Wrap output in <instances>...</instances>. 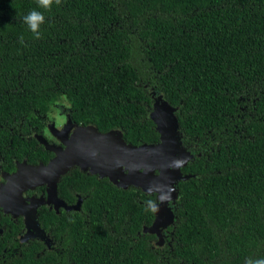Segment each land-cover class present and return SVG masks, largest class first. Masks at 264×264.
<instances>
[{"label":"trees","instance_id":"trees-1","mask_svg":"<svg viewBox=\"0 0 264 264\" xmlns=\"http://www.w3.org/2000/svg\"><path fill=\"white\" fill-rule=\"evenodd\" d=\"M32 9L46 18L39 39L22 19ZM152 92L176 110L193 153L180 169L189 178L177 183L167 240L144 231L157 194L73 169L57 197L86 196L81 212L40 210L55 248L15 245L12 226L0 238V264L264 258V0H61L50 10L0 0L1 169L49 163L53 152L27 138L56 106L100 134L120 130L128 145L159 143Z\"/></svg>","mask_w":264,"mask_h":264},{"label":"water","instance_id":"water-1","mask_svg":"<svg viewBox=\"0 0 264 264\" xmlns=\"http://www.w3.org/2000/svg\"><path fill=\"white\" fill-rule=\"evenodd\" d=\"M150 95L154 100V103L153 109L149 113V118L155 123L156 130L160 135L159 143L151 145L131 146L125 143L122 137V132L120 130H113L105 134H100L94 126H87L93 128V131L96 132L98 143L100 144V146H103L105 148L110 147L108 145L112 142L109 143L108 141L115 135L119 134V146L116 145L114 150L108 148L103 152L102 157H91L92 153L84 154L80 152V154H78L76 150H74V155H72V149H75L74 142L66 145V147L61 150L60 148L58 149V147L53 148L43 140H39V142L44 144L46 149L54 153V158L49 161L47 165H39L37 167L31 166L38 169L37 175L36 171L29 172V169L24 167L26 164H22V166L19 167L18 171L10 176L9 183L7 184V189H13L17 193H19L17 187H27V189H33L36 186L47 185V191H49L50 185L53 188L54 193H56L57 197V184L60 177L66 174L73 166H79L81 170L89 171L90 174H97L99 177H107L110 182L120 188L125 189L128 186L133 185L140 188L145 193L157 194L158 202L153 206L156 216L155 220L152 226L145 229L144 231L156 234L160 239L161 231L154 230L158 220L161 217L158 209L161 206L163 200L166 201V198L168 196V203L170 202L175 205V200L177 198V183L189 178L188 176H183L180 172V169L193 159L191 154L188 155L184 153L180 158V161L178 159L179 162L163 161L160 162L162 163L160 166L157 165L158 167L149 165V168L145 169L142 164H135V159L138 158V153H143L144 151H148V149H155L156 146L163 143L165 138H168L169 133L175 136V139L180 146L183 145L181 134L178 130L176 110L169 106L161 95H159L158 97H155L153 93H150ZM167 119H170V123L165 124V121ZM176 129L178 130V132ZM96 154L98 155V152ZM72 159H76L77 161L86 160L85 164L88 167H83L82 164L80 165L78 163H73ZM109 159L112 160L113 163L115 161H122V163L125 164L119 166L110 162ZM62 164H67L65 171L59 170V167ZM53 170L59 171L52 185H48L49 182L47 179L48 176L51 175V172ZM154 171H157V174L154 173ZM19 194L21 195V193ZM171 211V220L167 225L176 221L175 210L172 209ZM45 234L46 236L48 235V233ZM40 238H44L41 240L45 241L49 245V239L47 237L42 235Z\"/></svg>","mask_w":264,"mask_h":264},{"label":"flooded vegetation","instance_id":"flooded-vegetation-1","mask_svg":"<svg viewBox=\"0 0 264 264\" xmlns=\"http://www.w3.org/2000/svg\"><path fill=\"white\" fill-rule=\"evenodd\" d=\"M58 107H61L66 112L64 114L58 113L56 115ZM56 118L63 119V122L60 123L58 126L56 125V123H54ZM67 121L69 123H71L72 127L70 129L64 130L65 129L64 125H65V122H67ZM76 127L77 128H85V127H83V125H78V124L74 123L72 121V119L70 118L68 111L64 107L56 106L53 114L50 116V120H48L45 123V126L42 128V131H40L39 133H37L36 131L33 132L34 130H38V129H37V127L32 128L31 131L33 132V134L31 135V137H29L27 139H32V138L35 139L36 142L40 146H44V144L39 142V140H43L48 145L61 146L62 143L60 141V138L55 135V134H57L55 129L58 128V131L61 132L60 135L62 138L63 137L70 138L73 135L74 129ZM53 156H54V153H52V157ZM51 158H48L47 162L50 161ZM24 162L28 166L35 165L32 163H29L27 161V159H23L21 161H15L13 170H9V171H5V170L1 169V165H0V186L7 185L9 182L10 176L15 174L18 171L19 167L22 166V164H24ZM40 163L41 162L39 160H37V164H40ZM73 169H77L78 171H81L79 166H73L72 169H70V170H73ZM81 172L83 173V171H81ZM85 173L90 174L89 171H85ZM95 178L99 180V179H103L105 177H99L96 174ZM4 189L5 188L0 190V194L2 195V200H3V201L0 200V238L5 234L6 230H8V229L12 228V226H14L16 228H12L11 231L12 232L17 231V233L15 234V238L13 240L16 243L15 245H17V246H19V244H28V243L33 242V241H40L44 245H46L47 247L54 249L55 248L54 239L51 237L50 232L45 230L42 227L43 222L40 219V210L42 211L43 209H47L48 211H54L56 214H59L60 211L81 212L84 200L86 198V196H82L78 193H75L73 201H69V200H67V198L64 199V198L57 197V200L60 201L63 204V206L55 207L53 204H51L48 201L47 185L36 186L33 189H28V190L24 191L23 193L21 192V196L24 199H26V200L32 199V200H35L37 202V204L35 206V209H36L35 210L36 225H38V228L41 231H43L44 233H48V235H49L48 237L50 238V241L48 240V242H49V245H48L45 241L38 239L37 237H29L28 236L30 234V232H33V235L37 234V231H36L37 227L34 224L31 225V223L34 222V217L32 216V212L30 214H28L26 212L19 213L18 210L22 211L21 210L22 208H20V207L14 208L12 206H9V199L6 198L5 193H4ZM12 202H14V201H12ZM13 204L16 205L17 204L16 201ZM175 208H176V205H175ZM27 225L32 226L33 229H29ZM170 225H171V223L169 225H167L164 228V230H162L161 238L160 239L158 238L160 240V243H162L163 241L165 242V240H167V236H168L167 227H169ZM28 230H29V232L27 233ZM5 251H6V249L3 250V252H5ZM13 251H16V248H14Z\"/></svg>","mask_w":264,"mask_h":264},{"label":"rangeland","instance_id":"rangeland-1","mask_svg":"<svg viewBox=\"0 0 264 264\" xmlns=\"http://www.w3.org/2000/svg\"><path fill=\"white\" fill-rule=\"evenodd\" d=\"M153 93V92H152ZM155 95V97H158L159 95H156L155 93H153ZM66 111H64L61 107H58L56 115L58 113L64 114ZM174 121V120H173ZM63 122V119L61 118H56L54 123H56V125L58 126L60 123ZM170 123V119H167L165 121V124ZM64 124V123H63ZM65 129H70L72 127L71 123H69L68 121L65 122L64 125ZM54 128V127H53ZM57 134H55L56 136H58L60 138V141L62 143L61 146H54L51 145L53 148H60L61 150H63L66 145L71 144V142H74V147L75 149H72V155H74V150H76V152L78 154H80V152L84 153V154H91V157H102V154L104 151H106L108 148L111 149H115L116 145H120L119 143V139H118V135H115L114 137H112V139H110L108 142L111 143L108 146L110 147H103L100 146V144L98 143V139H97V135L96 132L93 131L92 127H85V128H75L74 132H73V137L71 136L70 138H66V137H61L60 135V131H58V128L55 129ZM177 130V129H176ZM178 132V130H177ZM166 136V135H164ZM72 138V139H71ZM101 147V150H100ZM98 152V155L96 154ZM186 153V154H191L192 159H193V153L191 150H189L188 148H186L184 145H179V143L177 142V140L175 139V136H173L171 133H169L168 138H165L163 143L161 145L156 146L155 149H148V151H144L143 153H138V158L135 159V164H142V166L147 169L149 168V165L158 167L160 166L163 161H176L179 162L180 158L182 157V155ZM77 159V157H76ZM76 159H72L73 163H78V164H82L83 167H88L85 162L86 160H82V161H77ZM179 159V161H178ZM110 162L113 163L112 160L109 159ZM122 161H115L113 164L116 165H123L125 163H122ZM158 165V166H157ZM25 168L29 169L30 171H36V175L38 174L37 171L38 169L35 167H31V166H24ZM67 167V164H62L59 167L60 171H65ZM58 170V171H59ZM57 170H53L51 172V175L48 176V185L53 183L54 179L56 178L57 174H58ZM142 171V170H140ZM61 173V172H60ZM154 173L157 174V171H154ZM54 177V178H53ZM10 179V178H9ZM34 181V180H33ZM9 183V182H8ZM4 189V193L7 199H9V206H12L14 208L16 207H20L22 208L19 211V213L22 212H26L28 214H30L32 212V216L34 217V222L31 223V225H35L37 227V234L33 235V232H30V234L28 235L29 237H37L38 239H44V238H39L42 235H44L45 237H47L50 241V238L48 237V235L46 236V234L41 231L38 228V225H36V221H35V206L37 204V202L35 200H26L24 199L19 193H23L24 191H26L27 187H17L19 190V193H17L15 190L11 189H7V185H3L0 186V190ZM26 188V189H25ZM28 190V189H27ZM48 201L53 204L55 207H59V206H63V204L57 200L56 197V193H54L53 188L49 185V191H48ZM169 197V196H168ZM168 197L166 198V201L163 200L161 206L159 207L158 211L161 215L160 219L158 220L154 230L155 231H161L164 230V228L167 226L168 222H170L171 220V216H172V209L175 210V205H173L172 203H168ZM0 200H2V195L0 194ZM14 200V202L16 201V205H14L12 202ZM11 207V208H12ZM29 229H33L32 226L27 225ZM29 232V230L27 231V233ZM41 234V235H40ZM51 243V242H50Z\"/></svg>","mask_w":264,"mask_h":264},{"label":"clouds","instance_id":"clouds-1","mask_svg":"<svg viewBox=\"0 0 264 264\" xmlns=\"http://www.w3.org/2000/svg\"><path fill=\"white\" fill-rule=\"evenodd\" d=\"M54 2L59 5L61 0H37L38 7L45 10H50ZM22 19L28 29L35 35V38L39 39L41 37L40 27L45 23L46 19L44 13L37 9H32L28 12V14L24 15ZM20 42L23 43L22 36L20 38ZM148 204L151 206L153 201H148ZM246 264H264V258H257L254 260L248 259Z\"/></svg>","mask_w":264,"mask_h":264}]
</instances>
